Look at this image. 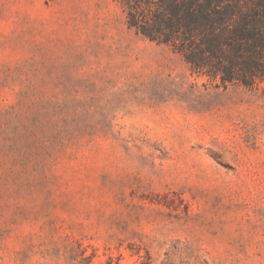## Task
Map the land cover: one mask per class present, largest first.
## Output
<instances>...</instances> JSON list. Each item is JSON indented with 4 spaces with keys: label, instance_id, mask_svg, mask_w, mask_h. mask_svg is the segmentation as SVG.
<instances>
[{
    "label": "rangeland",
    "instance_id": "1",
    "mask_svg": "<svg viewBox=\"0 0 264 264\" xmlns=\"http://www.w3.org/2000/svg\"><path fill=\"white\" fill-rule=\"evenodd\" d=\"M159 1L0 0V264H264V94L129 27Z\"/></svg>",
    "mask_w": 264,
    "mask_h": 264
},
{
    "label": "trees",
    "instance_id": "2",
    "mask_svg": "<svg viewBox=\"0 0 264 264\" xmlns=\"http://www.w3.org/2000/svg\"><path fill=\"white\" fill-rule=\"evenodd\" d=\"M166 1L156 13L129 11V27L172 45L192 69L224 88L238 84L264 94V0H184L183 12L178 0Z\"/></svg>",
    "mask_w": 264,
    "mask_h": 264
}]
</instances>
